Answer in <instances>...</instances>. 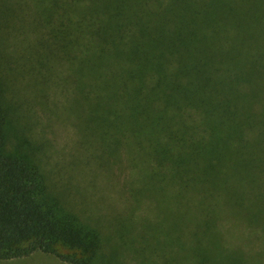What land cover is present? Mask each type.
<instances>
[{
  "label": "trees",
  "instance_id": "obj_1",
  "mask_svg": "<svg viewBox=\"0 0 264 264\" xmlns=\"http://www.w3.org/2000/svg\"><path fill=\"white\" fill-rule=\"evenodd\" d=\"M28 1L16 60L66 63L81 141L137 168L131 195L154 216L134 236L120 222L118 241L72 211L35 157L8 150L0 92V261L128 264L131 246L137 264L251 262L223 238L264 233V0Z\"/></svg>",
  "mask_w": 264,
  "mask_h": 264
},
{
  "label": "rangeland",
  "instance_id": "obj_2",
  "mask_svg": "<svg viewBox=\"0 0 264 264\" xmlns=\"http://www.w3.org/2000/svg\"><path fill=\"white\" fill-rule=\"evenodd\" d=\"M29 10L28 0H0V31L18 34L0 33V92L5 96L11 121L7 148L35 157L51 189L72 211L100 226L108 237L120 240L119 224L122 221L128 225L133 223L134 229L129 235L134 236L136 230L140 232L143 218L154 216L149 211L148 196L139 195L141 203L137 205L131 195L140 178L137 168L131 163L129 168L123 155L110 159L101 155L102 151L94 144L88 147L81 141L70 101L72 90L67 88L72 82L59 77L66 66L64 61L56 63L51 74L45 75L30 70V61L16 60L23 47L28 45L29 41L23 44V40L34 39L30 30L25 33L27 28L21 23L15 24L16 16H25ZM3 15L12 16V19H3ZM93 153L98 154L97 157ZM172 226L173 220L170 228ZM234 236L235 231H230L223 240L229 247L241 248L248 256H254L247 264H264V233L247 231L244 237L235 239ZM219 242L218 239L221 244ZM129 248V252L124 248L121 250L127 256L128 264H137V254L133 247ZM150 254L157 255L155 250ZM218 258L220 264H236L222 250L218 251ZM0 264L66 263L39 252L27 258L0 261Z\"/></svg>",
  "mask_w": 264,
  "mask_h": 264
}]
</instances>
